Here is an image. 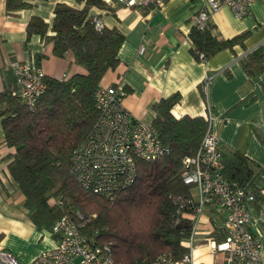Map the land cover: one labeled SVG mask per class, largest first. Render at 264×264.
I'll use <instances>...</instances> for the list:
<instances>
[{"label": "trees", "instance_id": "1", "mask_svg": "<svg viewBox=\"0 0 264 264\" xmlns=\"http://www.w3.org/2000/svg\"><path fill=\"white\" fill-rule=\"evenodd\" d=\"M76 1L83 2V7L56 3L50 25L37 15L26 24V41L32 34L52 41L54 56L64 58L72 53L74 62L85 72L61 79L46 75V88L33 109L15 93V83L0 92L4 139L14 148L8 171L38 228L50 230L62 214L79 210L90 217L84 229L98 230V242L110 245L116 262L148 264L160 252L180 259L188 251L185 242L192 228L188 215L194 205L192 185L184 182L182 168L186 158L196 152L207 120L201 115L175 117L171 108L180 101L179 92L160 98L151 105V124L168 153L157 159H136L135 179L112 200L83 189L71 174L72 151L94 126L98 117L95 89L106 71L118 65V50L125 36L116 27H94L89 7H105V0ZM28 5L22 0H6L7 10ZM214 28L210 21L192 23L189 51L197 61L223 49L233 50L236 44L245 47L244 40L250 34L245 30L221 39L213 33ZM44 56L36 55L38 65ZM240 63L248 75L264 72V47L248 51ZM123 89L126 95L128 89ZM222 163L223 176L256 200L261 183L257 164L238 150L223 154ZM213 238L221 240L222 235L215 230Z\"/></svg>", "mask_w": 264, "mask_h": 264}, {"label": "crops", "instance_id": "2", "mask_svg": "<svg viewBox=\"0 0 264 264\" xmlns=\"http://www.w3.org/2000/svg\"><path fill=\"white\" fill-rule=\"evenodd\" d=\"M28 6L6 8L0 0V92L14 86L10 66L13 61L36 63V55L44 54L39 66L47 76L68 78L74 73H84L83 67L74 62L72 53L64 58L54 56L52 41H43L32 34L26 41V24L33 15L49 25L56 3L82 8L76 0H22ZM107 6H90L88 14L98 16L106 27H116L125 39L118 50V65L107 70L101 84L119 81L128 93L123 105L132 115L151 122L152 103L179 92L180 101L171 112L182 115H211L212 129L220 140L223 154L230 150L242 152L257 164L264 176V72L248 75L240 58L257 46L264 47V2L252 3L249 14L236 17L231 9L223 6L213 13L210 22L213 33L225 39L249 30L244 46L236 44L233 50L223 49L205 61H197L190 53L188 31L192 17L205 6L204 0H164L153 4L124 5L117 0H105ZM48 35L52 32L49 30ZM38 65V64H37ZM206 75L211 79L203 84ZM1 121V116H0ZM13 147L5 143L0 122V248L9 250L20 264H29L42 251L54 246L50 230L38 228L24 206V195L11 177L7 164ZM262 181V180H261ZM260 181V182H261ZM261 184V183H260ZM194 199L197 198L192 191ZM224 217L207 204L197 224L192 248L191 264H215L221 260L214 255L207 242ZM258 221L251 229L264 241V230Z\"/></svg>", "mask_w": 264, "mask_h": 264}, {"label": "built area", "instance_id": "3", "mask_svg": "<svg viewBox=\"0 0 264 264\" xmlns=\"http://www.w3.org/2000/svg\"><path fill=\"white\" fill-rule=\"evenodd\" d=\"M117 1L127 6L153 4L157 8L164 0ZM256 1L204 0V8L193 15L192 21L204 25L223 6L241 18L249 14L252 3ZM92 20L96 29L103 28L100 17L93 16ZM10 66L15 93L33 109L46 88L44 70L28 61H13ZM210 79L211 76L206 75L203 84L207 86ZM124 96L125 91L119 81L111 85L98 84L94 92L98 117L71 155V174L79 185L109 200L135 179L136 159H157L169 151L151 122L134 117L123 105ZM205 118L207 127L199 146L192 156L186 158L182 168L184 182L191 184L192 191L197 194L193 199L192 213L188 215L192 221L191 233L185 242L188 251L180 259L173 258L168 252H160L148 264H191L197 224L209 203H213L214 209L224 217L214 229L222 239H207L211 252L222 255L215 264H264V241L251 229L253 222L264 223V176H261L256 200L244 188L229 182L221 172L223 150L212 129L210 113ZM56 202L62 203L60 200ZM89 218L79 210L58 217L50 229L55 239L54 246L39 253L29 264H121L114 260L110 245L98 242L97 229L88 232L84 229ZM0 264L20 263L9 250L0 248Z\"/></svg>", "mask_w": 264, "mask_h": 264}, {"label": "rangeland", "instance_id": "4", "mask_svg": "<svg viewBox=\"0 0 264 264\" xmlns=\"http://www.w3.org/2000/svg\"><path fill=\"white\" fill-rule=\"evenodd\" d=\"M261 2H264V0H260ZM261 229L264 230V227L261 226Z\"/></svg>", "mask_w": 264, "mask_h": 264}]
</instances>
